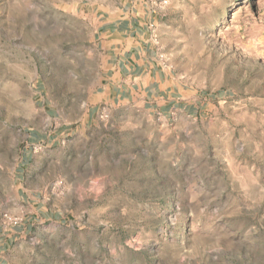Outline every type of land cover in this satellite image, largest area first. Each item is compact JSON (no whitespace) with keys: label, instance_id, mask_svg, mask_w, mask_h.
Masks as SVG:
<instances>
[{"label":"rangeland","instance_id":"rangeland-1","mask_svg":"<svg viewBox=\"0 0 264 264\" xmlns=\"http://www.w3.org/2000/svg\"><path fill=\"white\" fill-rule=\"evenodd\" d=\"M131 1L0 0V264H264V0Z\"/></svg>","mask_w":264,"mask_h":264},{"label":"crops","instance_id":"crops-1","mask_svg":"<svg viewBox=\"0 0 264 264\" xmlns=\"http://www.w3.org/2000/svg\"><path fill=\"white\" fill-rule=\"evenodd\" d=\"M131 2V0H122L118 7L99 21L101 36L112 54L110 60L113 73L108 77V84L109 87L115 84L120 87L118 91L121 95H124L128 89L131 90L134 80L150 78L154 71L150 65L148 75H137V69L141 68V59H137V56H143L146 40L140 33L141 28L137 26L140 18H137L132 7L131 9L127 7Z\"/></svg>","mask_w":264,"mask_h":264}]
</instances>
